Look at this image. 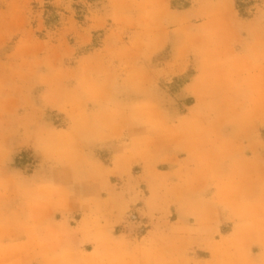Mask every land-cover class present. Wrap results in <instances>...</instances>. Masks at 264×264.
Listing matches in <instances>:
<instances>
[{"label": "rangeland", "instance_id": "obj_1", "mask_svg": "<svg viewBox=\"0 0 264 264\" xmlns=\"http://www.w3.org/2000/svg\"><path fill=\"white\" fill-rule=\"evenodd\" d=\"M171 2L0 0V144L8 153L7 170L22 181L50 182L74 190L67 207L57 209V222L67 218L70 227L77 228L87 210L80 200L97 194L107 199L108 193L99 192V186L91 181L76 184L72 169L45 152L41 137L56 139L79 121L77 149L111 169L116 155L123 152V144L148 134L133 119L132 108L150 100L165 128L152 134L148 162L155 175L175 182L177 171L192 159L200 163L220 150L214 147L209 153L202 152L205 128L209 127L211 135L228 140L230 127L237 139L254 125V113L248 107L231 115L229 107L219 106L213 120L206 121V115L215 108L209 104L198 119L179 129L182 137L176 138L170 128L178 129L194 106L191 98H180L178 93L196 69L190 62L186 72L174 75L168 66L174 51H193L195 27L213 17L235 23L240 40L256 45L260 64L264 61V1L251 20L240 16L236 0H193L192 6L183 10L174 9ZM261 108L257 106L259 114ZM186 148L193 153L190 159ZM248 165H195L196 183L207 177L229 180L243 176ZM108 182L115 192L125 193L123 210L118 207L110 222L112 236L125 242V250L132 253L129 264H206L200 220L188 215L189 203L184 199L171 202L176 196L164 192L153 208L146 203L152 192L145 180L144 160L137 157L125 164L124 171L114 172ZM130 184L138 185L136 191L142 195L129 193ZM237 190L246 195L239 196L242 206L255 203L254 211H264V188L260 184H242ZM15 195L25 197L11 188L1 199ZM194 205L204 210L210 206L200 199ZM182 225L196 229L190 232L193 241L182 253L158 245L136 249L151 234L159 231L166 235L174 226ZM229 229L223 226L216 239ZM187 236L170 235V245L177 248L187 243ZM79 238L80 244L75 245L84 253H93L91 239L83 234ZM0 244L12 245L9 241ZM33 247L41 248L35 243ZM53 254L48 248L43 259L34 258L33 264H46V258Z\"/></svg>", "mask_w": 264, "mask_h": 264}, {"label": "crops", "instance_id": "obj_2", "mask_svg": "<svg viewBox=\"0 0 264 264\" xmlns=\"http://www.w3.org/2000/svg\"><path fill=\"white\" fill-rule=\"evenodd\" d=\"M223 30L227 34L221 33ZM194 31L191 47L193 51H174L168 66L169 73L174 75L186 72L190 62H193L196 69V73L178 93L180 98L193 100L192 113L182 121L178 129L170 128L172 134L176 138L182 137L179 129L185 123L198 119L209 104L215 108L206 115V121L213 120L218 109L216 107L223 106L229 107L231 115L248 107L254 113L255 122L237 139L233 137V127L227 132L231 137L228 140L211 135L209 127L205 128L207 134L204 130L200 145L202 152L209 153L214 147L220 150L208 159L204 157L200 163L196 161L195 165L217 163L228 165L229 168L232 165L252 166L244 167L246 174L243 176L229 180L207 177L196 183L195 192L183 193V199L189 203L191 210L195 200L200 199L197 193L203 192V201L210 205L205 210L195 206L196 216L201 224V246L208 255L206 264H264V211H254L255 203L249 202L242 206L239 196L246 195L237 190L239 185L251 182L264 188V61L257 63L256 45L240 40L236 24L229 20L206 18ZM221 36L223 39L218 40L217 37ZM258 105L262 107L261 114L257 112ZM232 106L235 108L231 109ZM174 145H177L176 140ZM186 152L190 159L193 156L192 151L186 148ZM216 184L221 186L222 195L212 200ZM170 201L177 203L181 200L172 197ZM50 220H58L56 208H38L31 205L27 197L17 195L9 196L4 201L0 198V242L9 241L12 245L29 243V229L34 225L42 228ZM223 226L230 227L229 232L221 239H216ZM185 233L179 235L187 236ZM188 233L187 243L177 248L170 245V239L167 242H158L157 245L161 248L167 247L174 253L177 250L182 253L193 241V236ZM172 234L173 231L166 236ZM79 237L80 234L75 238L76 244H80ZM33 245L34 242L31 246ZM45 251L48 252L47 247L35 249L23 258L33 264L34 258L43 259L42 254ZM17 258V255L6 257L9 260Z\"/></svg>", "mask_w": 264, "mask_h": 264}, {"label": "clouds", "instance_id": "obj_3", "mask_svg": "<svg viewBox=\"0 0 264 264\" xmlns=\"http://www.w3.org/2000/svg\"><path fill=\"white\" fill-rule=\"evenodd\" d=\"M210 8L211 5H207ZM133 119L147 130V135L142 138L133 139L130 143L122 145L123 152L116 155L111 169H105L98 162L89 156L81 153L76 147L75 136L79 133L80 122L74 121L72 129L61 134L58 138L41 137L43 148L48 155L56 162L70 167L74 174L76 184L91 181L99 186V192L108 193L107 199H101L99 194L87 199H81L84 212L83 219L77 228H72L66 219L57 222L50 220L43 227L32 226L29 229V243L24 245L0 244V264H31L30 260L24 259L35 248L32 242L41 248L47 247L54 254L46 258V264H129L132 253L126 251V244L117 241L111 233L110 216L119 207L123 210L126 203L124 192H115L113 186L108 182V177L114 172H123L124 165L139 157L145 162V180L149 183L152 196L146 201L149 208H153L159 200L161 192L176 196L178 201L183 199L185 190L195 192L196 161H190L176 173V181L171 182L168 178H161L155 175L148 162V144L151 142L153 133H160L165 128L163 120L159 117L155 106L150 100H144L133 106ZM8 153L0 144V198L6 197L9 189L15 188L22 195L27 197L31 205L38 208L47 209L49 207L61 209L66 208L69 198L75 195L74 190L55 185L50 182H25L11 171L7 170ZM216 192L212 200H216L222 195V188L219 184L214 185ZM138 185H129L128 192H135L137 196L142 193L137 192ZM200 200H204V193H197ZM188 215H196V207L193 205ZM196 231L195 228L182 225L174 226V233ZM78 234L88 236L95 244V250L91 254L82 252L74 243ZM168 236L161 232L151 234L141 244L136 245V249H150L158 242H167ZM119 250V251H117ZM10 255H17V259H6Z\"/></svg>", "mask_w": 264, "mask_h": 264}, {"label": "trees", "instance_id": "obj_4", "mask_svg": "<svg viewBox=\"0 0 264 264\" xmlns=\"http://www.w3.org/2000/svg\"><path fill=\"white\" fill-rule=\"evenodd\" d=\"M264 0H236V9L240 16L244 19L251 20L256 16L257 7H259ZM172 7L174 9H188L192 6L193 0H172Z\"/></svg>", "mask_w": 264, "mask_h": 264}]
</instances>
